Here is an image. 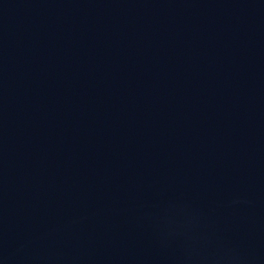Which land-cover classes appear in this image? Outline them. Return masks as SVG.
<instances>
[{
    "label": "water",
    "instance_id": "1",
    "mask_svg": "<svg viewBox=\"0 0 264 264\" xmlns=\"http://www.w3.org/2000/svg\"><path fill=\"white\" fill-rule=\"evenodd\" d=\"M0 264H264V0H0Z\"/></svg>",
    "mask_w": 264,
    "mask_h": 264
}]
</instances>
